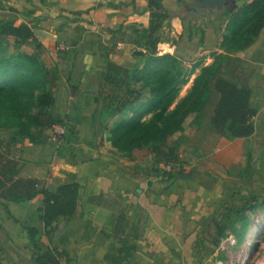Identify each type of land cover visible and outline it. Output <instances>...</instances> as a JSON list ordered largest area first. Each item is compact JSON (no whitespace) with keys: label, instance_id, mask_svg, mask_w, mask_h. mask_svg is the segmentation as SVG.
<instances>
[{"label":"crops","instance_id":"crops-1","mask_svg":"<svg viewBox=\"0 0 264 264\" xmlns=\"http://www.w3.org/2000/svg\"><path fill=\"white\" fill-rule=\"evenodd\" d=\"M0 1L4 4L0 5V15L10 14L17 18V24L28 22L33 27L49 69L61 59L70 60L72 78L80 88L77 100L84 108L82 122L75 128L76 150L68 157L55 158L50 165L30 164L24 173L39 182L37 190L56 193L61 186L78 184L76 214L60 217L47 228L41 220L43 194L30 202L0 198L2 263L39 264L41 256L57 251L61 264H186L187 241L198 229L199 216L205 217V222L208 216L209 220L214 217L216 202L211 192L198 183L190 184L187 191L167 190L148 174L134 171L113 151L107 129L94 122L101 98L97 88L112 75L108 65L133 63L136 52L146 53L140 35L149 28L153 8L158 7H151L152 0H20L16 11L9 13L7 5L17 1ZM226 27L219 41L205 42L195 56L203 57V51L209 54L204 56L201 69L212 65L219 55L233 59L225 77L239 76L250 89L254 133L242 138L221 137L210 157L213 165L222 168V192L233 198L228 201L230 205L250 204L261 215L264 28L250 47L229 52L221 48ZM163 47L167 50L162 53ZM157 51L159 56L170 54L180 59L177 44L164 41ZM201 62L198 58L193 64ZM121 116L111 119L107 128L118 123ZM34 228L37 233L30 234ZM261 261L259 264H264Z\"/></svg>","mask_w":264,"mask_h":264},{"label":"trees","instance_id":"trees-1","mask_svg":"<svg viewBox=\"0 0 264 264\" xmlns=\"http://www.w3.org/2000/svg\"><path fill=\"white\" fill-rule=\"evenodd\" d=\"M162 0H152L159 6ZM153 13L151 24L140 35L144 40L140 63L109 64L111 76L98 86L99 108L94 122L107 129L108 141L122 154L147 151L154 163H180L184 146L203 147L210 156L225 135L235 138L254 133L250 118L251 92L247 85L233 74L227 78L233 59L216 56L212 65L201 69L189 93L177 102L182 88L200 65L191 72L184 69L180 59L173 55H158L159 37L166 14ZM230 19L221 48L229 52L244 51L250 47L264 28V0H255L242 6L238 13L228 11ZM33 44L34 53L22 48ZM43 45L36 40L28 22L17 24V18L0 19V132L12 133V145H21L20 156L10 154L11 143L0 138V198L12 202H30L44 195L41 220L48 228L60 217H73L77 211L79 185L70 184L50 190H37L39 182L25 177L28 165H50L57 157L65 158L76 150L75 128L81 124L84 108L77 100L79 84L72 80L73 64L61 59L52 69L41 60ZM140 86V89L137 88ZM132 112L129 119L111 128L108 122L116 115ZM194 115L196 130L184 135V122ZM150 118L145 120L147 117ZM61 125L65 134L53 140V129ZM177 134H181L175 138ZM25 141L31 146L27 145ZM172 173V172H171ZM264 204V203H263ZM250 204L228 206L222 220L214 219L201 225L187 241L189 264H202L215 254V248L228 236V230L242 240L241 232L249 229ZM211 224V225H210ZM30 234L37 233L31 229ZM207 244H210L207 245ZM57 251L39 258V264H61ZM0 264H3L0 259Z\"/></svg>","mask_w":264,"mask_h":264},{"label":"rangeland","instance_id":"rangeland-1","mask_svg":"<svg viewBox=\"0 0 264 264\" xmlns=\"http://www.w3.org/2000/svg\"><path fill=\"white\" fill-rule=\"evenodd\" d=\"M17 2L11 3L8 8L9 13L16 11ZM249 0H236L234 7L229 1H225L221 8L218 5L210 4L209 6L202 5L203 0H162L163 6L161 10L158 8H153V12L158 14H166L167 20L163 22V29L159 34V37L168 42L170 45L177 44L180 48L179 54L177 55L183 63L184 69L187 72H191L194 67L193 62L199 58L202 60L198 65H204V56L208 57V53H203V57L195 56L199 54V48L205 42L215 43L221 39L224 34L226 23L229 21L230 16L228 11L230 10L233 14L239 12L243 4ZM201 4L200 7L196 6ZM0 5L4 6L2 1ZM153 7V6H151ZM12 18L10 14L0 15V19ZM33 44L24 45L22 50L25 53L34 51ZM62 49H65L64 47ZM160 52H166L167 47H163ZM34 53V52H33ZM136 54V53H135ZM134 54V55H135ZM43 53L41 54V60L43 61ZM144 61L142 57L136 56L133 63L137 64ZM44 63V62H43ZM201 66L194 71L190 76L189 83L182 88V92L177 100L179 102L183 99L190 91L191 86L195 78L200 74ZM76 83L77 79H73ZM140 89V86H137ZM121 116V114L116 115ZM132 116V112H125L118 119L120 122L125 119H129ZM150 118L147 117L145 120ZM194 115L189 116L184 122V135L192 136L196 130V126L193 123ZM77 135V134H76ZM181 134H177L175 138L179 137ZM12 133H7L6 131L0 132V138L4 140L5 143H11ZM78 142V139H77ZM109 142V141H108ZM27 143V141H25ZM110 143V142H109ZM111 144V143H110ZM21 145H10V154L14 156H19V149ZM112 147V145H111ZM105 148V146H104ZM113 151L120 154L121 160L131 164L134 171L141 170L143 173L148 174L151 180L160 183L162 187L167 190H186L189 189L188 186H194V184H199L203 188H207L211 194L212 199L215 203L213 211V219L222 220L223 215L227 214L226 208L228 206H238L230 205L229 200L233 199L227 198V195L222 192V168L212 164L211 157L208 156V152L205 151L203 147H197L196 145L184 146L180 151V163L174 166L173 170H170L168 166L164 164L154 163L152 155L147 151H136L133 154H122L117 152L113 147ZM172 172V173H171ZM219 179L218 182L216 181ZM187 191V190H186ZM210 194V193H209ZM208 194V196H210ZM204 195V193H203ZM199 198V197H198ZM201 199V198H200ZM258 215L253 212L248 216L250 217L249 229L241 233L242 240L237 239V237L228 230V236L221 240L219 246L215 248V254L203 261L202 264H259L264 261V208H259ZM257 215V216H256ZM205 217L199 216V226L209 224L212 220L202 221ZM211 225V224H210ZM210 246V244H207ZM186 255V253H185ZM186 257V264H189L190 259ZM191 264H194L193 262Z\"/></svg>","mask_w":264,"mask_h":264},{"label":"water","instance_id":"water-1","mask_svg":"<svg viewBox=\"0 0 264 264\" xmlns=\"http://www.w3.org/2000/svg\"><path fill=\"white\" fill-rule=\"evenodd\" d=\"M225 1H229L232 5L231 9H233L236 0H203L202 5L209 6L210 4H213L218 5V7L221 8ZM196 6L200 7L201 4H197Z\"/></svg>","mask_w":264,"mask_h":264},{"label":"built area","instance_id":"built-area-1","mask_svg":"<svg viewBox=\"0 0 264 264\" xmlns=\"http://www.w3.org/2000/svg\"><path fill=\"white\" fill-rule=\"evenodd\" d=\"M65 134V128L61 125H57L53 129V140L56 141ZM172 170V166H168Z\"/></svg>","mask_w":264,"mask_h":264}]
</instances>
